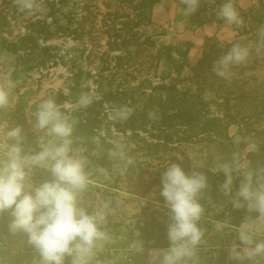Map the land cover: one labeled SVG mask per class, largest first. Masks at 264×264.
Listing matches in <instances>:
<instances>
[{
    "label": "rangeland",
    "instance_id": "rangeland-1",
    "mask_svg": "<svg viewBox=\"0 0 264 264\" xmlns=\"http://www.w3.org/2000/svg\"><path fill=\"white\" fill-rule=\"evenodd\" d=\"M216 1L206 0L204 8L200 6L197 8L194 12L197 18L207 21L196 24L190 21L189 16L184 15L185 6L182 0H156L152 7L148 8L150 23L140 25L137 30L139 34L151 36L156 41V48L162 44L189 41L191 47L187 54V66L182 67L180 76L187 75L202 57L208 37L216 35L219 39L230 41L237 34L234 26L220 18L218 13L221 22L215 21V17L212 18V8L218 9L219 12L222 4L226 2V0H218L220 3L215 6ZM42 2L43 0H32L33 8L30 11H21L18 0H0V83L11 81L14 84L10 94L11 105L0 110V119L5 120L8 127H22L25 151H38L37 138L41 133L32 126L35 119L33 114L43 100L54 99L60 106L61 112L73 123L72 149L75 154L85 158V171L92 181L80 194L79 202L90 212L106 205L104 209L106 220L102 229L107 233L108 239L95 253L91 264H145L149 249L166 248L169 244L167 239L169 209L164 198H160L161 188L156 181H153V173L159 166L165 170L172 163L173 156L179 160L183 157L180 150L169 151L162 147L157 154L152 155L136 152L138 157L135 164L143 170L141 173L128 175L123 167V161L118 158L115 161L111 159L114 162L109 164L110 171H105L107 166L102 165V137L105 138V142L114 145L131 148L135 145L128 138L129 131L122 134L113 126L109 130L102 126L113 119L115 109L102 99V91L96 88L93 81L100 60L97 52H94L90 59L87 58L91 47L88 42L82 43L69 35L54 36L43 41V35L40 33L30 39L26 46L20 44L26 34L32 33V27L40 30L41 26L50 22V17L46 16L47 10L41 5ZM231 2L237 11L239 8L264 5V0H231ZM138 3L139 0H68L63 6L77 9V13L81 15L85 14L84 8L89 6L97 13L96 28L100 30L102 24L104 31L103 18L106 17V12H113L116 28L120 30L122 29L120 22L135 19ZM122 34L124 36L126 30ZM107 40V34L103 33L99 38L97 51L108 53L109 56L120 54L121 51L117 47L109 50ZM12 43L15 45L10 46ZM17 45L18 48H15ZM43 45L54 49L51 51L54 56L47 59L45 66L39 64L40 47ZM150 52V49L144 50L143 54ZM70 59L75 60L83 71L91 73L80 81V92L76 97L69 91L72 86L69 72ZM111 61V64H114V61ZM142 61L147 65L150 61L149 56H144ZM162 68L163 66L160 65L158 71ZM143 71L139 73L138 79L133 84L142 78L150 79L152 84L159 81L158 76L154 77L152 69L148 73ZM107 73L108 71L105 74ZM83 95L92 99V103L87 107L78 106L79 99ZM93 117L98 120L97 128L90 131L82 124L86 118ZM229 133L230 136H234L237 133V126L231 125ZM190 147L182 148L184 156L190 157L191 164L195 166L200 164L203 169L211 173H219L215 170L221 164L230 163L235 155L239 156L242 168L248 167V151L245 147L199 148L194 145ZM51 179V173L46 169L34 168L32 171L33 184L38 185ZM115 179L118 180V188L108 186V184L113 185ZM224 179L225 177L214 183L209 182L210 192L201 195L200 202L204 207V213L199 226L204 236L196 257L190 264H200L205 259L225 253L236 234L230 230L221 231V223L230 222L238 226L247 216L246 209L234 208L230 197H225L220 191L219 185ZM240 179L242 177L234 176L233 184ZM140 180L142 184H139V187L134 190L128 188L136 186L141 182ZM214 186L218 189L212 192ZM235 191L233 189V193ZM10 219L8 212L0 213V264H38L39 255L27 242L26 235L22 232L13 234L9 231ZM138 246H143L144 251H137ZM66 264H71L70 258H66Z\"/></svg>",
    "mask_w": 264,
    "mask_h": 264
},
{
    "label": "trees",
    "instance_id": "trees-1",
    "mask_svg": "<svg viewBox=\"0 0 264 264\" xmlns=\"http://www.w3.org/2000/svg\"><path fill=\"white\" fill-rule=\"evenodd\" d=\"M67 1L43 0L41 5L47 10L46 16L50 17V22L41 26L40 30L32 27V33L26 34L20 44L26 46L30 39L40 33L43 35V41L54 36L69 35L75 40L91 45L87 58L90 59L94 52L99 54L97 57L100 64L93 81L96 88L102 91V99L112 109L121 107L131 109L128 119H112L102 124L107 130L113 126L122 134L129 131L128 138L135 147L122 146L126 156L133 160V164L124 168L128 175L133 176L136 172L143 171L136 167L138 157L136 152L152 155L157 154L162 147L169 151L180 150L183 159L179 160L173 156L171 161L181 164L186 171H190L195 165L191 164L190 157L184 156L182 148H191V145L199 148L211 146L246 148L247 141H255L259 150L256 153H247L248 167L264 165V36H261V32H264L263 4L258 7L239 8L242 23L238 27L233 25L237 31L235 37L230 41L219 39L216 35L208 37L203 55L191 69V73L180 76L182 67L187 66V54L191 43L183 41L162 44L156 48V41L151 36L139 34L137 30L140 25L150 23L148 8L150 9L156 0H139L135 19L120 22L122 26L120 30L116 28L113 12H106V17L103 18L104 31L102 24L100 30L96 28L97 13L89 6L84 8L85 14L81 15L77 13V9L73 10L67 6L64 8L63 5ZM205 3L206 0H199L200 8H204ZM219 3L217 0L215 6ZM212 10V18L215 17V21L221 22L222 19L217 16L218 9ZM189 18L196 24L207 21L197 18V14L194 13ZM125 30L126 34L123 36ZM103 33L107 34L109 50L117 47L121 51L120 54L109 56L108 53L97 51L98 41ZM234 44L247 46L249 57L246 63L233 66L231 78L226 80L216 76L212 72V66ZM13 45L15 44L12 43L10 46ZM15 48H18V45ZM148 49L151 52L143 54V51ZM53 50L50 46L40 47L41 66H45L47 59L54 56L51 53ZM144 56L150 58L147 65L142 61ZM111 60L114 64H111ZM69 61L72 81L69 91L76 97L80 92V81L91 73L83 71L75 60ZM160 65L163 68L158 71ZM151 69L154 77H159L156 84H152L148 78H142L133 84L141 71L148 73ZM97 123L95 117L86 118L82 126L93 131L97 128ZM231 125L237 126V133L234 136H230L229 133ZM237 137H240V143L236 142ZM115 146L105 142V138L102 137V165L107 166L105 171H110L111 162L117 159L109 155V152L115 150ZM163 170L164 168L159 166L153 173V181H156L159 188L162 187ZM199 170L205 172L208 183L225 177L223 172L211 173L202 167ZM240 180L234 182L233 189H238ZM140 181L136 186L128 188L136 189L142 184V180ZM117 183L118 180L115 179V183L108 186L118 188ZM208 188L204 194L210 192ZM217 189L218 187L214 186L212 192Z\"/></svg>",
    "mask_w": 264,
    "mask_h": 264
},
{
    "label": "clouds",
    "instance_id": "clouds-1",
    "mask_svg": "<svg viewBox=\"0 0 264 264\" xmlns=\"http://www.w3.org/2000/svg\"><path fill=\"white\" fill-rule=\"evenodd\" d=\"M184 15L191 16L199 7V0H182ZM21 11L33 8L32 0H18ZM218 15L229 24L240 26L242 20L231 0H226ZM264 36V32H261ZM249 48L234 44L213 64L212 72L230 79L233 66L247 62ZM11 81L0 83V110L11 105ZM92 103L90 96L80 97L78 106ZM131 109H116L113 119L126 120ZM33 128L40 132L39 150L27 152L23 147L21 126H9L0 140V213L8 212V225L13 234L22 232L27 242L39 255L38 264H91L95 253L108 239L102 229L106 220V205L89 211L79 202L80 194L92 181L85 171V158L72 149L73 123L61 112L54 99L43 100L33 114ZM240 143V137L236 138ZM246 150L256 153L255 141L246 142ZM109 155L124 162V168L133 164L121 145ZM202 165L186 171L179 163H170L161 174L160 195L169 209L166 248L148 251V264H190L202 243L204 232L199 221L204 213L200 202L208 188V177L199 170ZM34 168L50 171L52 179L33 184ZM216 172L225 179L219 185L225 197H230L234 208L246 209L247 216L238 225L222 222L221 231L235 232V239L227 248L228 260L233 264H262L264 262V165L242 168L239 156L230 163L221 164ZM234 176L242 177L233 193ZM143 252L144 247L138 246Z\"/></svg>",
    "mask_w": 264,
    "mask_h": 264
},
{
    "label": "crops",
    "instance_id": "crops-1",
    "mask_svg": "<svg viewBox=\"0 0 264 264\" xmlns=\"http://www.w3.org/2000/svg\"><path fill=\"white\" fill-rule=\"evenodd\" d=\"M145 264H148V256ZM200 264H233V262L228 260L227 251H225V253H220L216 257L203 260Z\"/></svg>",
    "mask_w": 264,
    "mask_h": 264
},
{
    "label": "built area",
    "instance_id": "built-area-1",
    "mask_svg": "<svg viewBox=\"0 0 264 264\" xmlns=\"http://www.w3.org/2000/svg\"><path fill=\"white\" fill-rule=\"evenodd\" d=\"M8 128L7 122L3 119H0V140H3V131H6Z\"/></svg>",
    "mask_w": 264,
    "mask_h": 264
}]
</instances>
